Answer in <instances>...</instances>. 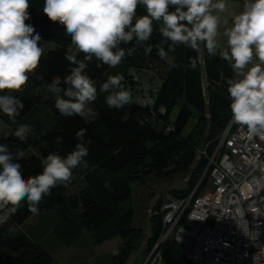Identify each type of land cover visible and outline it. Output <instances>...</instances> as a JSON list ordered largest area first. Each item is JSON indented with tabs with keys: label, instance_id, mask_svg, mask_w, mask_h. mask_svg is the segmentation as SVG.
<instances>
[{
	"label": "trees",
	"instance_id": "trees-1",
	"mask_svg": "<svg viewBox=\"0 0 264 264\" xmlns=\"http://www.w3.org/2000/svg\"><path fill=\"white\" fill-rule=\"evenodd\" d=\"M44 3L45 0H29L30 19L26 23L35 28L41 39L54 42L56 47L42 55L39 67L29 77L30 87L27 92L22 96L15 92L13 96L24 104L15 119L33 113L45 101L51 106L52 117L47 125L34 127L25 141L15 137L13 133H4L0 136V144H7L13 153L18 149L22 152L29 148L38 150V155H30L17 161L22 165L23 175L28 177L42 171L41 161L50 152L55 151L61 155L70 152L78 142L75 133L80 128H86V135L92 138L93 143L89 146V155L85 157L86 165L74 169L70 181L84 169H88V186L76 194L67 195L65 187L68 182L61 183L51 189L50 194L44 196L37 207L42 212L57 209L55 234L67 247L85 231L91 232L94 244L116 236L121 237L125 242L119 247L113 261L124 264L143 237L141 229L132 227V210L121 208L122 204L130 200V184L151 176H163L174 170L184 169L190 172L192 167L193 170L188 175V188L167 192L185 197L193 193V199L199 195L209 170L206 171L207 158L202 156L197 159V151L205 149L207 157L211 156L220 133L231 119L226 80L233 77L232 70L226 60L221 59L220 50L215 56H210L203 43L202 62L199 51L178 45L174 52L169 53L177 66L169 69L167 61L158 55L156 46L163 45L167 51L170 41L158 31L162 22L154 21L153 34L148 41L153 45L149 55H145L144 48L135 45V41L121 45L125 49L136 48L118 64L124 77L122 84L126 88L128 82L130 87L132 103L119 110L108 108L104 99L106 93H99V87L112 73L113 67L103 65L97 68L98 61L93 58L86 72L98 89V97L93 102L96 115L90 121L80 116L65 117L55 108V99L42 100L34 92L38 85L47 86L54 76L61 77L63 82V78L74 66L65 57V53L73 45L71 37L66 34L63 25L49 20L43 13ZM144 14L146 10L141 5L137 9V16ZM82 58L83 54L78 53V59ZM144 62L155 63L164 70L162 78L159 71L153 68L158 74L159 86L152 96L153 104L150 106H143L134 98V85L129 74L132 68L148 74L152 65L144 68ZM193 62L196 65L194 68ZM202 72L207 83L206 100L201 82ZM175 104H180V108L170 124L168 113ZM0 114L4 118L8 117L3 112ZM194 117L196 121L193 128L183 135L184 129ZM58 136L63 138L60 144L56 142ZM162 193L164 192L157 194ZM64 207L71 213L65 212ZM31 215L27 201H22L19 210L8 221L18 225ZM150 220L152 223L154 218L150 217ZM4 225L5 223L0 225V249L3 250L0 264H55L51 255L37 240L24 234L4 236ZM151 228L152 235L147 239V253L158 236H154L152 224ZM166 246H170L178 264H188L178 243L171 240Z\"/></svg>",
	"mask_w": 264,
	"mask_h": 264
},
{
	"label": "clouds",
	"instance_id": "clouds-1",
	"mask_svg": "<svg viewBox=\"0 0 264 264\" xmlns=\"http://www.w3.org/2000/svg\"><path fill=\"white\" fill-rule=\"evenodd\" d=\"M141 5L146 14L137 16ZM226 7V0H45L43 13L64 26L75 46V51L69 48L65 53L74 65L69 74L63 82L54 76L47 85L55 94V108L65 117L92 115L89 105L96 101L98 89L86 72L89 63L95 58L97 68H114L126 54L136 50L121 47L133 41L149 55L154 21L162 22L158 31L170 41L167 51L163 45L156 46L169 69L177 66L168 56L178 45L198 51L203 43L208 54L215 56L220 48L218 13L225 12ZM28 9L29 0H0V93H4L0 94V112L13 120L24 104L8 93L23 88L44 54L39 33L26 23L30 19ZM223 35L227 49L219 54L221 59L231 61L234 72L226 80L231 120L246 127L249 139H264V0H244L243 10L232 18ZM78 53L83 54L82 59H78ZM123 80L121 74L109 76L99 87V93H106L109 109H123L132 103V93L124 87ZM32 131V125L20 124L14 136L25 141ZM86 134L87 129L80 128L75 133L78 142L70 152H50L41 161L42 171L28 177L17 162L23 152L18 149L13 153L7 144H0V225L19 210L22 201H27L29 212L39 214L37 205L43 197L69 182L74 169L86 165L85 157L93 143ZM62 140L56 137L58 144Z\"/></svg>",
	"mask_w": 264,
	"mask_h": 264
},
{
	"label": "built area",
	"instance_id": "built-area-1",
	"mask_svg": "<svg viewBox=\"0 0 264 264\" xmlns=\"http://www.w3.org/2000/svg\"><path fill=\"white\" fill-rule=\"evenodd\" d=\"M129 74L134 98L152 105L157 72L132 68ZM246 133L230 119L211 156L197 151L209 174L195 199L193 193L155 195L148 215L160 219V230L143 264H167L163 251L171 240L188 264H264V139Z\"/></svg>",
	"mask_w": 264,
	"mask_h": 264
},
{
	"label": "rangeland",
	"instance_id": "rangeland-1",
	"mask_svg": "<svg viewBox=\"0 0 264 264\" xmlns=\"http://www.w3.org/2000/svg\"><path fill=\"white\" fill-rule=\"evenodd\" d=\"M39 44L43 48L44 54L56 47V44L49 40L41 39ZM70 48L75 50L74 45L70 46ZM168 59L173 60L170 56H168ZM200 60L202 62L201 55ZM150 64L152 67H150L149 70H153V68L156 69L159 71L161 77L164 78L163 68L157 66L155 63L144 62L142 67L144 65V68H146ZM138 65L140 66V64ZM33 72L29 73L28 76H33ZM111 72L113 74L111 73L109 76L117 74L123 75L119 65L111 69ZM201 82L203 85L204 98L206 100L208 94L206 89L207 83L203 72ZM29 87V82H27L20 91H17V94L22 96L27 92ZM126 89L130 91L128 82H126ZM34 92L35 94L41 96L42 100L55 99V94L50 92L47 86L38 85ZM14 93L15 92H11L8 94L13 95ZM39 105L40 106L37 110L33 113H29L21 119L13 120L10 117L4 118L2 116L3 114H0V136L4 133L14 134L16 128L20 124H30L33 128L37 125H47V122L49 119L51 120L52 117L51 106L46 101ZM89 107L93 110V114L86 117L87 121L93 120L96 115L93 102L89 105ZM179 108L180 104H175L170 109L168 113V123H173L178 114ZM195 121V117L190 120L189 124L183 131V135L188 134V132L193 128ZM30 155H38V150L35 148H29L23 151V157ZM87 170L88 169H84L77 175L76 178L66 184L65 192L67 195L76 194L81 189L88 186L86 176ZM192 170V167L190 168V172L185 171L184 169L174 170L163 176H151L144 181H135L130 184V200L122 204L121 208L123 210H132V227L141 229L143 231V237L139 242H137L135 249L131 252L124 264H143L148 255L146 251L147 239H149L152 235V223L148 215V210L152 206L155 194H161V192L166 193L170 190L183 191L187 189L189 185L188 175L192 172ZM103 173L107 174L106 172ZM64 210L67 213H71L67 207H64ZM57 221V209L50 212H42L39 210V214L32 213L30 217L18 225L7 221L4 225V236L12 233H14V235L24 234L30 239L32 238L33 240H37V243H39L51 255L55 264H119L113 261V257L117 255L119 247L125 242L121 237L116 236L103 241L100 244H94L91 240V232L85 231L71 246L67 247L62 244L58 236L55 234ZM10 229L12 230L10 231ZM2 252L3 250L0 249V256L2 255Z\"/></svg>",
	"mask_w": 264,
	"mask_h": 264
},
{
	"label": "crops",
	"instance_id": "crops-1",
	"mask_svg": "<svg viewBox=\"0 0 264 264\" xmlns=\"http://www.w3.org/2000/svg\"><path fill=\"white\" fill-rule=\"evenodd\" d=\"M226 4H227V7H226L225 12L218 13V15L220 16V21H221V26L219 29L220 34L217 37L218 43L220 45V48H219L220 51L227 49L226 37L223 35V32L226 27L231 26L232 18L243 10L244 0H226ZM198 51H199V54L202 55L201 45ZM226 62L230 66L232 70V74L234 75L233 69L231 67V61L226 60Z\"/></svg>",
	"mask_w": 264,
	"mask_h": 264
},
{
	"label": "water",
	"instance_id": "water-1",
	"mask_svg": "<svg viewBox=\"0 0 264 264\" xmlns=\"http://www.w3.org/2000/svg\"><path fill=\"white\" fill-rule=\"evenodd\" d=\"M154 228V236H157L160 229V219L156 218L152 221ZM163 259L167 264H178V259L173 255L170 246H166L163 251Z\"/></svg>",
	"mask_w": 264,
	"mask_h": 264
},
{
	"label": "bare ground",
	"instance_id": "bare-ground-1",
	"mask_svg": "<svg viewBox=\"0 0 264 264\" xmlns=\"http://www.w3.org/2000/svg\"><path fill=\"white\" fill-rule=\"evenodd\" d=\"M160 230V229H159ZM159 234V233H158Z\"/></svg>",
	"mask_w": 264,
	"mask_h": 264
}]
</instances>
